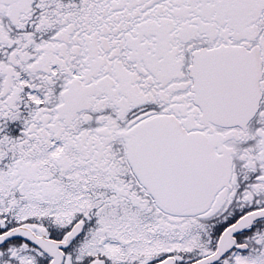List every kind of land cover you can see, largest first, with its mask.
<instances>
[{
	"label": "snow or ice",
	"instance_id": "6c2138e0",
	"mask_svg": "<svg viewBox=\"0 0 264 264\" xmlns=\"http://www.w3.org/2000/svg\"><path fill=\"white\" fill-rule=\"evenodd\" d=\"M0 264H264V0H0Z\"/></svg>",
	"mask_w": 264,
	"mask_h": 264
}]
</instances>
